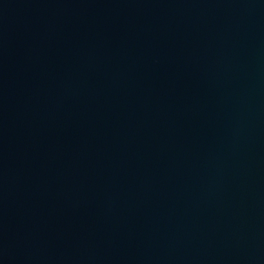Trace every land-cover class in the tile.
Masks as SVG:
<instances>
[{"label": "water", "instance_id": "water-1", "mask_svg": "<svg viewBox=\"0 0 264 264\" xmlns=\"http://www.w3.org/2000/svg\"><path fill=\"white\" fill-rule=\"evenodd\" d=\"M0 264H264V0H0Z\"/></svg>", "mask_w": 264, "mask_h": 264}]
</instances>
